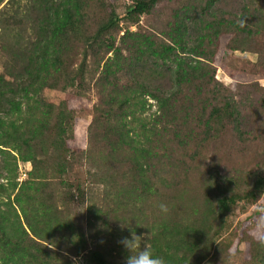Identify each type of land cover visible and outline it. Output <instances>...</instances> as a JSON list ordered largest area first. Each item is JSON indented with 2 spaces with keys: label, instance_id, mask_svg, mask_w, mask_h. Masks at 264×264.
<instances>
[{
  "label": "trees",
  "instance_id": "16d2710c",
  "mask_svg": "<svg viewBox=\"0 0 264 264\" xmlns=\"http://www.w3.org/2000/svg\"><path fill=\"white\" fill-rule=\"evenodd\" d=\"M33 1L45 14L41 36L26 50L15 98L7 110L0 103V154L9 163L0 184V264H64L58 250L74 232L70 208L96 194L88 227L106 217L120 232L145 235L165 264H203L229 251L220 241L227 215L264 194V90L251 87L258 105L243 118L215 72L226 50L254 54L264 69V0H247L239 19L207 22L217 0H183L158 35H120L121 22L137 24L157 0H130L121 16L115 0ZM2 47L16 65L18 50ZM155 74L168 90L152 85ZM69 89L97 98L84 151L74 142V109L41 97ZM217 152L235 172L225 185L204 179L202 164ZM18 161L31 166L20 183ZM126 254L95 250L89 264H124ZM252 260L264 264V249Z\"/></svg>",
  "mask_w": 264,
  "mask_h": 264
},
{
  "label": "rangeland",
  "instance_id": "374dc122",
  "mask_svg": "<svg viewBox=\"0 0 264 264\" xmlns=\"http://www.w3.org/2000/svg\"><path fill=\"white\" fill-rule=\"evenodd\" d=\"M55 1V0H54ZM183 0H157V4L149 14L142 15L135 25L120 23L121 32L125 29L129 31H140L145 33H155L158 35L163 25L169 19L172 9L179 7ZM247 0H217L214 7L209 13L203 16L205 22L213 18L239 19L241 5ZM8 2V3H7ZM130 0H115L113 6L117 15L123 13L124 8ZM45 19L44 11L41 10L33 0H5L0 5V103L1 111L8 109L7 99L15 98L17 90L18 73L23 72L22 67L29 62L27 48L39 40ZM7 43L18 50L12 60L17 62L16 65L10 60L8 53L4 51L2 45ZM256 55L248 52L226 50L225 55L221 58V63L216 67L215 79L217 82L229 91L230 96L236 102V106L243 118L250 116V105L257 106L260 94L254 93L251 87L256 84L264 90V69L257 68ZM19 68H18V67ZM14 70H11V69ZM157 70H161L158 69ZM149 69H146L144 76L148 77ZM155 77V79H154ZM153 86H161L163 91L168 90L170 83L168 79L157 80V74L149 77ZM89 81V79H88ZM87 81L88 87L91 83ZM41 97L47 102L58 104L65 102L74 109L75 120L74 142L77 148L86 150L88 148L87 128L91 122L93 107L97 102L94 91L90 90L80 94L76 89H69L65 92L44 90ZM152 103V101H149ZM155 107L149 108L144 116L148 118ZM2 116V115H1ZM221 153L209 154L202 164V170L206 183L210 182L214 175L224 185L235 174L234 170L220 159ZM6 164L5 157L0 154V184H5L6 175L4 167ZM29 163L17 162V179L18 183L26 179L30 171ZM79 179L84 182L87 175L84 173L85 168L78 167ZM221 183V187H223ZM55 184V183H54ZM51 187L56 191L55 185ZM87 187V183H83ZM50 190V191H51ZM51 191V192H52ZM94 201L85 204H75L70 208L69 219L73 223L74 232H69L66 236V245L64 252L58 250L62 256L61 262L66 264H89V255L92 251L100 250L104 254H110L113 250H120L123 245L120 243L124 238H130L131 231L122 228L120 232L118 226L111 220L103 217L95 223L93 229L88 227V221L91 218L87 214L86 207L99 201V196H93ZM99 206V204H97ZM257 210H262V214H255ZM255 214V215H254ZM224 230L221 235V242L229 248V251L219 254L216 257L208 259L203 264H256L252 260L253 252H263L264 247H258L253 251L252 244L262 243L264 240V194L255 203V205L240 210L238 207L231 209L224 223ZM144 240L143 244L148 246L145 235H139ZM84 240V243L81 242ZM119 242V243H118ZM118 243V247H116ZM54 249V248H52ZM56 250V249H54ZM123 250H126L123 247ZM64 259V260H63Z\"/></svg>",
  "mask_w": 264,
  "mask_h": 264
},
{
  "label": "clouds",
  "instance_id": "9594fccd",
  "mask_svg": "<svg viewBox=\"0 0 264 264\" xmlns=\"http://www.w3.org/2000/svg\"><path fill=\"white\" fill-rule=\"evenodd\" d=\"M160 209L161 211H167L164 204L160 205ZM143 240L141 236L136 235L135 231H131L130 238L126 237L120 242L127 253L124 264H165L164 258L155 255L151 247L142 243ZM262 243H264V240H262Z\"/></svg>",
  "mask_w": 264,
  "mask_h": 264
}]
</instances>
